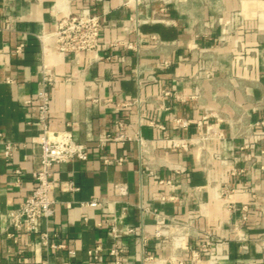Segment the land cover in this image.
I'll list each match as a JSON object with an SVG mask.
<instances>
[{
	"label": "crops",
	"instance_id": "0c3cea01",
	"mask_svg": "<svg viewBox=\"0 0 264 264\" xmlns=\"http://www.w3.org/2000/svg\"><path fill=\"white\" fill-rule=\"evenodd\" d=\"M167 1L0 0V264H115L116 244L125 264H264V0ZM83 9L105 26L100 52L60 54L51 38L43 58L39 38ZM44 68L58 81L49 129L90 158L54 166L55 215L28 234L10 221L37 188ZM121 134L142 141L101 147Z\"/></svg>",
	"mask_w": 264,
	"mask_h": 264
},
{
	"label": "built area",
	"instance_id": "2783aa9c",
	"mask_svg": "<svg viewBox=\"0 0 264 264\" xmlns=\"http://www.w3.org/2000/svg\"><path fill=\"white\" fill-rule=\"evenodd\" d=\"M152 2H160L163 4V11L168 4L167 0H128L127 6L135 5L136 7L149 4ZM139 23V21H136ZM105 26L97 15H93L89 10L83 9L79 12H72L58 21L52 36H41L40 42L42 46V56L45 58L51 53L49 41L51 38L55 41L54 49L60 54H74L79 58L83 53L98 54L101 50V36ZM223 43L219 41L218 44ZM24 45L17 49V53H21ZM163 66L168 68L170 62H164ZM57 79L45 68L42 71V91L39 97L40 105L38 107L39 123L43 126L42 132L33 139L32 144L41 148V168L35 173L37 188L33 194L28 197L22 205L11 212L10 226L17 232H26L33 234L38 229V222L41 219L48 220L55 215L56 200L52 198L54 192L53 168L60 164H69L76 160L88 161L90 158L89 149L85 144L76 142L74 134L71 131L54 132L49 129V115L51 107L50 90L57 86ZM166 92L165 95H170ZM28 103H31L30 101ZM182 127L187 128L190 124L185 120H177ZM202 125V122L199 124ZM264 127V121L260 124ZM124 127V126H122ZM210 138L215 136V131H209ZM216 137V136H215ZM131 140L142 141L140 136L128 138L126 135L119 136L108 135L107 139L101 147H105L108 142H126ZM172 148L176 150H188L189 142L185 139H172ZM17 145L11 142L5 143V157L12 160ZM106 160V163H109ZM118 164H122L123 160H116ZM161 183H164L163 181ZM70 191H78L74 184H67ZM115 193L120 196L128 195V188L125 185L117 184L114 186ZM91 206H100L98 201H93ZM245 213L248 212L244 208ZM247 216H244V221ZM116 232V230H114ZM157 235H161L160 232ZM208 240L203 244V249L210 252L213 248V240L208 236ZM43 243L50 245V234L48 232L41 234ZM51 247H59L50 245ZM102 247L89 250L88 254L95 261H103ZM123 249L116 244L110 251L111 256L115 258V264H125L122 255ZM195 257V256H194Z\"/></svg>",
	"mask_w": 264,
	"mask_h": 264
}]
</instances>
